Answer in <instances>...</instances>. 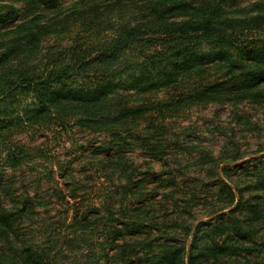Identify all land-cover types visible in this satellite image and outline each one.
Returning <instances> with one entry per match:
<instances>
[{
  "label": "trees",
  "instance_id": "1",
  "mask_svg": "<svg viewBox=\"0 0 264 264\" xmlns=\"http://www.w3.org/2000/svg\"><path fill=\"white\" fill-rule=\"evenodd\" d=\"M245 103L264 0H0V264H264L263 157L177 127Z\"/></svg>",
  "mask_w": 264,
  "mask_h": 264
},
{
  "label": "rangeland",
  "instance_id": "2",
  "mask_svg": "<svg viewBox=\"0 0 264 264\" xmlns=\"http://www.w3.org/2000/svg\"><path fill=\"white\" fill-rule=\"evenodd\" d=\"M183 119L179 120L177 127L182 128L183 126H189L193 131L190 135L193 138H197L200 143V150L202 152H211L213 156L220 157H230L234 151L238 150V154L243 157L236 164L243 162H248L252 166L251 159L263 157L264 160V105H256L251 103H245L237 108H232L229 106H216L209 105L203 108H193L191 111L185 114ZM181 124V125H179ZM221 129L220 130H218ZM188 138V135H187ZM228 138L231 139L229 143L232 147L228 150L226 145L228 143ZM80 144V141L77 142ZM65 147L61 148V153L65 150ZM69 151V150H67ZM66 151V152H67ZM63 153V156L66 155ZM200 152L199 150H194L192 154H185L182 160L186 161ZM132 158L136 163L141 165L140 173L144 175L146 170V165L140 163L141 155L139 153H134ZM153 168V172L160 171V165L157 162L151 163L149 165ZM222 167V165H221ZM199 167L190 165L183 172L188 175V177L196 178L197 170ZM203 173L201 178H203ZM240 170L232 172L230 179L232 181L241 179ZM160 192L162 190H159ZM180 211H177L179 213ZM192 214V213H191ZM181 216V214H178ZM184 216V215H183ZM193 217L189 221H192L194 225L199 222H209L212 218L205 217L202 210H193ZM185 217V216H184ZM181 218V217H180ZM173 219V218H172ZM179 221V219H177Z\"/></svg>",
  "mask_w": 264,
  "mask_h": 264
}]
</instances>
